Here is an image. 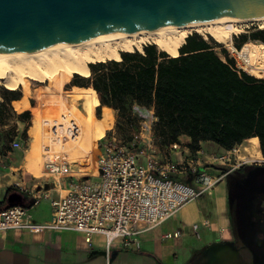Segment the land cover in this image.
<instances>
[{
    "label": "trees",
    "instance_id": "1",
    "mask_svg": "<svg viewBox=\"0 0 264 264\" xmlns=\"http://www.w3.org/2000/svg\"><path fill=\"white\" fill-rule=\"evenodd\" d=\"M249 41L264 45V29L238 36L235 48ZM221 47L198 34L185 39L176 57L147 44L142 52H121L119 61L89 64L90 75H73L68 86L95 93L97 120L103 107L112 109L117 133L139 125L133 110L143 108L153 111L152 135L163 146L178 145L184 136L190 154L205 143L227 152L257 138L264 159V78L237 69L223 48L216 52ZM21 97V90L0 88V129L13 122L2 135L6 141L27 140L31 114H17L11 106ZM17 123L24 125L21 132Z\"/></svg>",
    "mask_w": 264,
    "mask_h": 264
},
{
    "label": "built area",
    "instance_id": "2",
    "mask_svg": "<svg viewBox=\"0 0 264 264\" xmlns=\"http://www.w3.org/2000/svg\"><path fill=\"white\" fill-rule=\"evenodd\" d=\"M134 110L138 111L140 122L138 131L132 134L133 146L145 143L150 148L154 113L143 108ZM72 111L71 108L62 111V118L71 124L68 137L59 138L57 126H43L46 129L41 144L43 172L54 181L57 190L65 192L51 202L50 219L42 224L33 221L30 209L37 205V200L28 208L12 206L0 210V233L19 231L37 235L68 231L82 235L87 245L95 237L103 238L107 256L114 248L138 252L141 235L172 219L185 204L211 190L228 173L208 174L201 169L202 162L192 157L175 162L150 158L140 161L134 150L118 141L115 130L111 129L107 138L95 143L96 174L89 175L69 160L75 148L73 141L81 139L82 134ZM12 147L18 148L19 144L13 142ZM170 149L177 150L178 145H171ZM239 152L240 147L236 146L224 155L211 156L212 163L224 165L231 157L237 160ZM253 163H264V159ZM242 164L228 166L232 171ZM63 181H67L66 188ZM197 231L198 226L192 225V235L198 237ZM179 236L181 233L175 232L163 238Z\"/></svg>",
    "mask_w": 264,
    "mask_h": 264
},
{
    "label": "crops",
    "instance_id": "3",
    "mask_svg": "<svg viewBox=\"0 0 264 264\" xmlns=\"http://www.w3.org/2000/svg\"><path fill=\"white\" fill-rule=\"evenodd\" d=\"M14 102L11 103L12 107ZM61 102L64 103L63 100ZM27 103L26 109L15 112L20 114L27 109H35L29 101ZM93 114L96 119L95 109ZM106 114L111 115L112 126L114 111L103 107L101 119ZM23 128V124L17 123L18 132ZM30 128L25 145L20 148H13L12 142L2 147L3 143L0 142V210L12 206L28 208L37 200V205L30 209V213L35 223L42 224L51 217V202L65 192L64 189L57 190L54 181L39 166V136L33 137ZM181 138L185 139L183 143L186 146L189 139L183 136L179 141ZM95 143V140L91 143L92 150ZM206 144L210 143L202 144L201 147ZM196 155L192 158L201 162L202 159L211 158L204 155L202 150ZM205 160L204 163L207 162ZM66 182H62L63 188H66ZM226 200V186L223 184L185 204L170 223L166 221L141 235L138 252L114 248L107 256L103 238L95 237L92 244L87 245L82 235L68 231H49L37 235L19 231L0 233V264H254L242 243L235 240L231 233ZM177 218L181 223L175 225L173 223ZM194 224L198 226V237L191 232ZM175 232H180L181 236L163 238L165 234Z\"/></svg>",
    "mask_w": 264,
    "mask_h": 264
},
{
    "label": "bare ground",
    "instance_id": "4",
    "mask_svg": "<svg viewBox=\"0 0 264 264\" xmlns=\"http://www.w3.org/2000/svg\"><path fill=\"white\" fill-rule=\"evenodd\" d=\"M250 23H259L264 28V17L246 16L233 19H220L194 24H182L167 26L159 29H143L133 33H118L101 36L93 39L78 41L69 44L44 47L37 50H29L17 53L0 55V86L13 91L21 89L28 92V83H45L57 81L62 87L67 84L73 75L86 78L89 74V64L110 60L119 61L121 52L142 51L144 45L153 44L170 57H176L177 51L185 39L192 34L200 36L209 35L218 43L226 44L230 51L233 47L229 41L235 35L242 32L241 28ZM239 57L244 63L243 70L255 78H264V46H257L252 42H246L238 51ZM98 105L95 93L86 90L83 96V113L79 117L76 112V123L82 129H86L85 149L88 152L93 140L102 138L112 122L110 114L104 115L101 120L94 118V109ZM15 109L19 112L28 107L25 98L14 102ZM66 108L59 102V113L55 117L42 120L39 124L34 121L29 130L33 137L40 134L41 126H57L58 136L68 137L71 124L62 117V111ZM80 139L73 141L79 145ZM249 146L245 151L252 160L260 161L261 153L257 138L247 140ZM74 146V147H75Z\"/></svg>",
    "mask_w": 264,
    "mask_h": 264
},
{
    "label": "water",
    "instance_id": "5",
    "mask_svg": "<svg viewBox=\"0 0 264 264\" xmlns=\"http://www.w3.org/2000/svg\"><path fill=\"white\" fill-rule=\"evenodd\" d=\"M246 16L264 0H0V55Z\"/></svg>",
    "mask_w": 264,
    "mask_h": 264
},
{
    "label": "rangeland",
    "instance_id": "6",
    "mask_svg": "<svg viewBox=\"0 0 264 264\" xmlns=\"http://www.w3.org/2000/svg\"><path fill=\"white\" fill-rule=\"evenodd\" d=\"M264 28H260L259 23H250L247 24L246 26H243L241 28L242 32H240L238 35H235L231 38L229 41V45L233 47V51H230L227 48L226 44H222L221 48H217L216 52L219 54L220 50L223 48L227 54L232 58L236 64L237 69L243 70L244 63L242 59L238 55V51L235 48V44L237 41V37L240 35H245L249 34L253 31L257 30H263ZM203 37V36H202ZM204 39L210 38L209 35H206L203 37ZM214 40V39H213ZM252 42L253 44L257 46H264L260 42H255V41H249ZM245 72V71H244ZM248 74V73H247ZM73 76L69 79L67 84H64L62 87L59 86L57 81H52V82H45V83H37V82H29L28 83V92L25 94L20 88L17 90H21L22 92V98H25V101H29L30 105L32 108L35 107L33 110L27 109L26 111L31 112V123L29 128L32 126V123L34 121H38L39 124L42 120H48L59 113V102L62 100L64 101L63 105L66 108H71L76 112V114L81 117V115H84L83 113V96L84 92L86 90H79V89H73L68 86L69 82L72 80ZM263 78V77H262ZM0 88H3L0 86ZM20 99V100H21ZM58 106V107H57ZM14 111H17L15 107H12ZM44 114V116H42ZM133 114L139 118V113L136 110H133ZM140 120V118H139ZM13 122L10 121L8 122V127L1 128L0 129V142L3 143L2 147L6 146L7 143H13L17 142L19 144V148L22 147V145H25V142L22 138L20 137H12L11 139L9 138L7 141L3 139L2 135L5 133L9 128L12 126ZM111 127V128H110ZM106 133H103L102 138H107L109 134V130H115L116 132V138L118 141H120L123 145H126L127 147L131 148L134 150V152L139 156L140 161H144L147 158L153 159L155 161H163L166 159H171L173 162L178 161L179 159H184L188 157H197L196 153L195 154H190L188 149L185 150L186 146L184 145L183 142H185L184 138H181L178 144V149L177 150H171L169 146H163L160 144L158 140H156L153 135H152V140L153 143L151 144V147H147L145 143L133 146L132 142V134H135L138 131V123L136 122L133 124L132 128H130L127 133L126 131L122 134L117 133L115 125L113 124L112 126L110 125ZM28 128V129H29ZM46 129L41 126L40 134H39V147H38V152H37V162L39 166H42V160H41V144L43 142V134L45 133ZM85 138H86V131L84 128V125L82 127V134H81V139L79 141V145L75 146V148L70 152L69 160L72 161L75 165H78L79 168L82 169L83 172H87V174L94 176L96 174L95 172V160L93 156V150L92 147H90L89 151L86 152L83 149L85 147ZM249 146L248 142L245 141L243 143V146L240 147V152H239V159H233L231 157V160L229 163H225L224 165L219 164V163H212L214 162L212 158L210 159H202V162L205 160L207 161L206 163H202L201 169L203 171H206L208 174L211 175H217L219 173H227L230 172V166H234L237 164L242 165L236 167L233 170H237L240 167H246V168H259V167H264V163H253V160L249 157L250 155L243 150V148H247ZM94 149V148H93ZM203 152L204 155L207 156H221L225 154V151H218L217 148L213 144H206L203 145L199 151ZM177 154V155H175ZM200 157V156H198ZM260 160H263V157H261ZM77 167V168H78ZM183 183H188L186 180L179 179ZM225 184L226 186V191H227V184H226V178H223L221 181H219L217 184H215L212 188L214 189L218 185ZM210 190H208L205 194H207ZM203 194V195H205ZM202 195V196H203ZM226 198H227V207H228V219L231 222L233 219V214L232 211L230 210V201L228 200V195L226 192ZM230 198V197H229ZM173 219V218H172ZM171 220V219H170ZM170 220H168V223H170ZM183 221V220H182ZM181 223V220L178 218L175 220L173 224L178 225Z\"/></svg>",
    "mask_w": 264,
    "mask_h": 264
},
{
    "label": "flooded vegetation",
    "instance_id": "7",
    "mask_svg": "<svg viewBox=\"0 0 264 264\" xmlns=\"http://www.w3.org/2000/svg\"><path fill=\"white\" fill-rule=\"evenodd\" d=\"M224 178L233 214L229 221L231 233L254 264H264V167L242 166Z\"/></svg>",
    "mask_w": 264,
    "mask_h": 264
}]
</instances>
